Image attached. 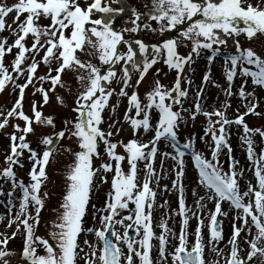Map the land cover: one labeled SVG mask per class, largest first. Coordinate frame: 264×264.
Instances as JSON below:
<instances>
[{"label": "snow or ice", "instance_id": "snow-or-ice-1", "mask_svg": "<svg viewBox=\"0 0 264 264\" xmlns=\"http://www.w3.org/2000/svg\"><path fill=\"white\" fill-rule=\"evenodd\" d=\"M114 5H119V0L0 3V33L8 30L11 37L9 42V36H0V92L9 84L14 92L18 90L7 114L0 112L3 117L0 129L8 126L10 119L23 122V125L12 124L15 131L10 134V151L4 157L6 166L0 168V178L10 184L7 192L0 187V196L7 197L10 214L15 209L8 226L16 225L10 237L5 235L0 239L3 245L0 264H11L6 257L15 252L7 245L18 233L23 237L20 252L23 264H78L84 246L90 249L84 254V264H264V147L257 152L254 140L259 136L264 141V127H250L244 119L248 114L261 115L256 111L259 98L255 89H264V54L245 47L239 39L242 35L247 41L264 37V0L255 3L253 0H145L143 10ZM126 13L124 25L118 29L116 20ZM106 15L110 16L107 22L103 18ZM181 25L177 37L164 38V33ZM141 30L159 33L161 42L149 44L131 38L130 34ZM229 39L233 41L232 50L228 49ZM181 45L190 47L186 55L180 53ZM202 52L210 53L206 57L209 64L223 53V76L227 82L223 91L226 97L238 95L245 101V112L237 108L238 114L230 119L226 115L231 107L228 100L221 108L203 109L210 68L195 92L194 110L188 113L184 108L189 88L182 87V83L186 81L189 87L192 84L184 76L185 67ZM8 54L13 55L10 63L6 62ZM137 56L140 63L136 62ZM161 61L175 71L173 84H163L157 75L142 98L137 90L139 85L152 66ZM41 64L47 69L44 75L37 74ZM156 72L159 74L160 69ZM67 73L74 76L77 85L72 93L75 116L55 131L54 117L44 115L40 109L49 103L50 94L57 87H69L63 78ZM237 78L241 83L235 93L233 86ZM21 79L23 83L19 82ZM249 81L253 91L246 90ZM45 83L48 88L44 87ZM114 84L119 88L113 87ZM29 86L43 100L42 105L33 101L31 115L24 111L23 105ZM129 88H133L130 94ZM113 95L127 100L123 120L132 133L127 142L112 139L122 130L112 131L114 123L119 121L109 123L107 131L102 127L105 110L111 108L115 113L118 107L119 101L110 104ZM56 100L64 105L63 96L56 95ZM186 113L192 120L198 115L206 118L207 126L200 139L210 149V159L195 147V137L180 141L178 130ZM33 124L53 129L39 140L44 146L42 152L32 148L27 139L35 131ZM233 124L243 130L241 147L246 149L247 170L252 172V179L243 189L240 180L246 169L233 157L229 142ZM149 132L153 135L144 141L142 135ZM66 138L76 145L75 149L63 144ZM161 142L170 150L161 152ZM225 149L230 161L227 171L220 161ZM61 150L71 157L64 171L61 202L52 209L56 215L48 222L46 235H37L45 198L50 195L48 191L42 192L48 180L46 166ZM25 152L30 161L27 183L14 170L16 166L24 167L21 158ZM158 155L160 172L156 168ZM189 155L198 174L197 187L191 189L194 207L187 204L183 182L185 158ZM96 160L101 161L98 166ZM167 160L173 161L169 171L175 178L171 180V188L163 184V191L177 194L175 209L169 208L167 200L157 203L161 180L169 174L164 170ZM109 174L110 187L103 203L97 206L92 203L93 192L109 183ZM200 188L204 189L203 195ZM208 202L214 204V209L207 208ZM225 202L230 211L235 210V215L231 218L230 238L221 247L224 237L220 217L229 216L222 208ZM89 208L93 225L85 227ZM161 208L168 210L157 223L155 213ZM176 216L180 217L178 235L168 224ZM193 217L197 224L190 234L189 222ZM206 217L207 243L202 232ZM156 227L161 230L159 234ZM84 234L94 235L95 243L84 239L81 245L79 238ZM169 237L178 242L172 243Z\"/></svg>", "mask_w": 264, "mask_h": 264}, {"label": "rangeland", "instance_id": "rangeland-1", "mask_svg": "<svg viewBox=\"0 0 264 264\" xmlns=\"http://www.w3.org/2000/svg\"><path fill=\"white\" fill-rule=\"evenodd\" d=\"M124 1L127 2V7L136 6L137 8H140L141 10H143L142 6L145 0H124ZM12 2L13 0H0V3L11 4ZM253 3H255V0H253ZM114 6H118V5H114ZM126 16H127V13L117 18L116 27L118 29L124 25V20L126 19ZM8 22L11 23V17L8 18ZM182 27L183 25L178 26V29H173L170 32L164 33L163 34L164 38L177 37L179 35V28H182ZM128 35L129 34H126V36ZM130 35H131V38H139L145 42H148L149 44L161 42V35L159 33H149L147 31L141 30V31H138ZM0 36L10 37V33L8 30H5L4 32L0 33ZM239 39L241 41V44L244 45L245 47H252L258 53L264 54V37H259V38L253 39L252 41H247L246 38L242 35L239 37ZM9 42H11V37L9 39ZM232 45L233 43H228L229 50L233 49ZM179 51L181 54L186 55L190 51V47H185L181 45V47L179 48ZM208 54L210 53L202 52V54L199 57L194 58V62L191 65H188L185 67L184 76L188 79H191L192 84L189 87L186 81L182 83V87L189 88V94L184 101V108L188 110V113L194 110L193 105H194L195 92L197 91V88L202 85L203 76L206 72L209 71V68H210L211 69L210 80L204 86V93H203L204 99L202 101V107L204 110L212 111L215 108H221L225 100H228L231 103V107L227 110L226 115L230 119L234 118L238 114L236 111L237 108H239V111L241 113L246 111V108L244 107L245 101L241 100L238 95H233L231 97L225 96L223 89L227 87V82L223 76V69H222L221 76L219 75L217 77L219 79H218V83H216L214 81L215 78L213 74L215 65H213V63L209 64V62L207 61L206 57ZM221 54L218 55L213 62H216V60L222 61L223 58ZM12 59H13L12 54H8L6 56L7 63H10ZM37 59H39V57H37ZM198 60L201 61L200 65H199L200 61ZM191 66H200L198 67L197 73H194L193 71L190 70ZM156 69H160L159 74H157ZM46 71H47L46 67L43 64H41L40 68L38 69L37 74L44 75L46 74ZM157 75L159 76V79L161 80V82L168 86H171L173 84L175 77H176L175 71L169 70L168 67L165 64H163L162 61L153 65L152 68L149 70L148 74L146 75L145 79L142 81V83L139 85V88L137 89L142 98L146 90H148L149 86L153 83L154 78L157 77ZM63 78L65 82L69 85V87L68 88L57 87L56 92L50 94L49 103L46 105H43V107L40 109L44 113V115L46 116L51 115L54 117V121L56 124V128L54 129L55 131L61 130L64 127V122L66 120L73 119L75 116V113L72 111V106L74 102V97L72 93L75 92L77 85L75 84L74 76L71 73L65 74ZM135 79H136V76L134 75L133 85L135 84ZM212 80L213 82L211 83ZM19 82L23 83V79L19 80ZM240 83H241V80L237 78L233 86V91L235 93H238ZM217 84L219 85V87L215 86ZM36 86L37 87L39 86L38 82ZM44 87L48 88L49 87L48 83H45ZM113 87H116L118 89L119 85L114 84ZM69 88H71V92L69 91ZM249 89H253L250 81H249V84L246 86V90H249ZM256 90H257L255 91L256 95L259 98V105L256 111L261 113V115L248 114L247 116H245L244 119H245V122L250 127H264V89L257 88ZM127 91L130 94L131 91H133V88H129L127 89ZM56 95H60L64 97V105H61L60 103L57 102ZM17 96H18V90L14 92L11 84H9L4 91L0 92V112H3L6 115L7 111L11 109L12 105L14 104ZM251 99L252 98L249 97V100ZM33 101L37 102L38 105L43 104L41 94L39 92H36L34 87L29 86L25 91V97L23 101L24 111L29 115L32 114L31 106H32ZM118 101H119V104H118V107L116 108L115 113L112 112L111 108L106 109L105 112L103 113L104 123L102 127L104 128L105 131H107L109 123L119 121L118 123H114L112 131L115 132L117 128H120L122 130L117 135H114L112 139L114 141L123 140L127 142L128 139L132 138V133H130L131 131L129 130L130 129L129 124L124 122L123 120V114L126 110L127 100L124 97L113 95V97L110 100V104H117ZM185 116L186 118L184 121L181 122L180 128L178 130L180 141L184 142L189 137H195V147L198 150L202 151L204 155L210 159L211 158L210 149L208 148L205 141L200 139V137L203 135V129L207 126L206 118L203 115H198L195 120H192L187 113L185 114ZM2 119L3 117L0 116V120ZM213 119H216V117H213ZM16 123H20L21 125H23L22 121H19L16 119H10L9 125L3 129H0V168H3L6 166L4 163V157L7 154V152L10 151V134L15 131V129L12 127V124H16ZM33 127L35 131L34 133H30L27 139L29 142H31L32 148L36 149L38 152H42L44 146L39 144V140L43 137V135L50 134L53 131V129L51 128V126H44V125H38V124H33ZM229 131L231 133L229 136V142L232 145V149H233L232 155L236 160L240 162V166H243L242 163L243 164L245 163V158L247 156L246 149L244 147H241V141H240V134L242 133L243 130L242 128H238L235 124H233L230 126ZM152 135H150L148 139H150ZM232 136L239 138L236 144L234 142L235 140L231 138ZM144 137L145 135H142V139L144 141H147L148 139L145 140ZM207 139L210 141V137H208ZM254 140L256 141V150L257 152H259L260 148L264 147V141H262L259 136L254 137ZM238 143L240 146L239 152L237 151ZM63 144L65 146L72 147L73 149H75L76 147V145L70 139H67V138L63 141ZM118 151L122 152L123 149H118ZM160 151L163 152L166 150L160 149ZM101 152L103 153L102 144H101ZM27 155L28 153L25 152L24 156L21 158L24 163V167L20 168L16 166L14 168V170L17 173V177L19 179H23L25 183L28 182L29 178H28L27 173L30 170V161L27 160ZM160 158L161 157L158 155L157 163H156L157 172L161 170L160 164H159ZM167 161L173 164V161L171 160H167ZM220 161L223 164L225 171H227L230 161L227 158L226 149L221 154ZM70 162H71L70 155L64 152L63 150H61L57 152L56 154H54L50 163L46 166L48 180L45 182L42 188V192L48 191L50 195L49 197L45 198V207L42 210L41 215H40V224L36 232L37 235H42V236L46 235V228L50 226L48 222L52 220L56 215V213H54L52 209L58 208L59 203L61 202L62 192L64 189V171H65L66 165H68ZM95 163L98 166L101 163V161L96 160ZM124 166L125 168L127 167L126 162ZM141 168H143L142 164H141ZM164 170H166L165 165H164ZM192 171L194 172L193 169ZM142 174L143 173H141V175ZM110 178H111V174H109V183L102 184L101 186H99L97 190H94L93 192L92 203L96 204L97 206H100L105 199L106 193L110 187ZM174 178H175L174 173H171V175H169L166 178V183L169 185L170 188H171V180ZM193 178L195 181H197L198 176L196 175V173H195V176H193ZM251 179H252V172L247 175L245 172L244 178L240 180L242 189L246 186L247 181ZM0 187H3L5 192L10 190V184L4 181L2 178H0ZM200 190H203V188H200ZM17 194L19 195V192H17ZM3 198L6 199V196H3ZM157 200H159V194H158ZM168 200H169L168 202H169L170 209H175L178 207L177 194L171 192L168 197ZM15 203L18 204V201H15ZM213 205L214 204L212 202H208L207 208L212 209ZM0 208H1L0 210H2L5 213L4 221L6 222V225L4 227L0 226V239H3L5 235L10 237L11 233L13 231H16L15 224H12L11 227L8 226V220L11 215H14L15 209L13 210V213L10 214L5 205H0ZM166 211H164L163 208H161L155 213V219L157 223L159 222V219ZM160 213H161V216H159ZM220 220L222 222L223 237H224L223 240L225 241L224 244H226L231 235L232 219L227 218V217H220ZM207 223H208V220L206 217L205 227L202 228V232L205 237V243H207V240L209 237ZM168 224H169V227H171L173 231H175L178 235L180 231V217L176 216L174 219L169 220ZM196 224H197V220L195 217H193L189 222L188 230L190 234L194 233ZM92 225H93V220L91 216V208H89V214L85 218V227H91ZM120 231L122 232L123 229L121 228ZM155 231L157 234H159L161 230L159 229V227H156ZM83 236H86L87 238L91 236L93 238L92 239L93 243H95L96 241V238L92 234H85ZM189 238L192 239L193 237L190 235ZM176 242L178 241L173 240V243H176ZM154 243L158 244V241H154ZM22 246H23V237L19 233L17 234L15 238H12L9 240L7 247L8 249L15 252V255L6 257L7 259L10 260L11 264H23V262L20 259V252H21ZM0 247H3V245H0ZM228 250H229L228 248L225 249L226 252ZM155 255L156 253L153 252L154 257ZM206 255L208 256L209 260L212 259V256L207 254V249H206ZM78 264H84V255L82 254V252L80 253V259L78 260ZM221 264H223V262H221Z\"/></svg>", "mask_w": 264, "mask_h": 264}, {"label": "bare ground", "instance_id": "bare-ground-1", "mask_svg": "<svg viewBox=\"0 0 264 264\" xmlns=\"http://www.w3.org/2000/svg\"><path fill=\"white\" fill-rule=\"evenodd\" d=\"M119 3H120V5L119 6H121V7H125L126 8V5H125V3L124 2H122L121 0L119 1ZM104 18V20L105 21H108L109 19H110V16L109 15H106V16H104L103 17ZM134 47H135V45H133ZM140 57L139 56H137V58H136V62L137 63H139V61H140ZM198 61H200V60H198ZM204 63V62H203ZM201 64V61L199 62V65ZM205 64V63H204ZM222 64H223V61H221V60H216V62H213V65H215L214 66V71H213V74H214V81L216 82V83H218V79L219 78H217L219 75L221 76V73H222ZM198 67H200V66H191L190 67V70L191 71H193L194 73H197V70H198ZM213 82V80L211 81V83ZM248 91H253V89H249ZM255 91H257L256 89H255ZM150 135H151V132H149L148 134H146L145 135V137H144V139L146 140V139H148L149 137H150ZM233 140H235L234 142H235V144L238 142V140H239V138L238 137H235V136H232L231 137ZM160 148L161 149H163V150H165V148H167L166 147V145H165V143L164 142H161L160 143ZM239 149H240V146H239V143H238V145H237V151L239 152ZM167 150H170V149H168L167 148ZM172 163L171 162H166L165 163V167H166V170L165 171H169L170 169H171V167H172ZM242 165L245 167V172H246V175L247 174H249V173H251L250 171H248L247 170V165H248V161H247V156H246V158H245V163L243 164L242 163ZM18 171H20V170H18ZM169 175H171V172L169 171V174H168V176ZM168 176H166L162 181H161V189H160V192H159V200H157V203L158 204H160V203H163V200L165 201V200H167V201H169L168 200V197H169V195H170V193H171V191H169V192H164L163 191V184H167L166 183V178L168 177ZM193 176H195V174H194V172L192 171V169H190L189 168V166L188 165H186L185 166V175H184V180H183V182H184V185H185V195H186V201H187V204L190 206V207H194V202H193V197H192V194H191V189L192 188H195V187H197V181H195L194 180V178H193ZM3 188V187H2ZM199 192H200V194L201 195H203V193H204V189L203 190H200L199 189ZM6 200H7V198L6 199H4L3 198V196H0V205H2V204H5L6 203ZM162 200V201H161ZM18 205V204H17ZM222 207H223V209H224V211H228L229 212V216L227 217V218H232V216H234L235 215V210L233 209V210H229V206L226 204V202L222 205ZM1 209V208H0ZM164 211H166V209H163ZM168 210V209H167ZM206 211V210H205ZM159 216H161V213H160V215ZM0 218H2V219H0V226H2V227H4L5 225H6V222L4 221V218H5V213L2 211V210H0ZM84 239H85V236H82L81 238H80V243H81V245H83V241H84ZM87 239V238H86ZM92 237L90 236V237H88V240L89 241H91L92 242ZM169 239H170V241H172V243H173V240L171 239V237H169ZM224 240H222L221 241V243H220V246L221 247H224ZM170 247V246H169ZM90 251V249L89 248H87L86 246H84V251L82 252V254L84 255L86 252H89Z\"/></svg>", "mask_w": 264, "mask_h": 264}]
</instances>
